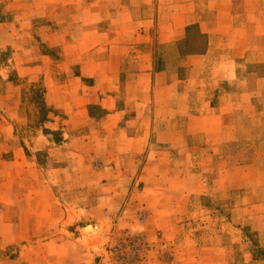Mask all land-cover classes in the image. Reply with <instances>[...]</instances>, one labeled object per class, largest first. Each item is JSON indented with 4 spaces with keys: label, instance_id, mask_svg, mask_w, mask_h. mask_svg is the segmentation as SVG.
I'll return each mask as SVG.
<instances>
[{
    "label": "crops",
    "instance_id": "obj_1",
    "mask_svg": "<svg viewBox=\"0 0 264 264\" xmlns=\"http://www.w3.org/2000/svg\"><path fill=\"white\" fill-rule=\"evenodd\" d=\"M45 3L64 7L62 18L70 21L61 36L54 25L59 39L49 46L60 48L56 58L21 45L23 36L25 44L33 40L32 10L0 23L18 75L42 82L51 109L46 127L62 132L54 143L38 131L50 147V164L34 166L24 152L28 145L14 140L18 103L1 111L0 158L11 156L0 161V253L18 249L0 256V264H92L75 263L72 255L82 239L74 238L80 210L71 197L102 179L118 181L114 192L106 183L102 196L120 199L114 209L104 203L97 209L115 212L123 196L143 195L153 217L168 222L152 229L163 228L165 238L157 242L165 248L196 241L197 230L185 223L194 212L209 213L198 197L229 199L237 191L243 198L228 205L222 221L232 228L218 231L216 251L183 245L174 255L179 264H198V255L212 249L203 264H220L224 256L228 264H264L246 234L256 231L264 246V0ZM3 97L14 100L10 93ZM76 157L103 170L78 177ZM134 179L144 182L142 192L130 190ZM99 232L104 242L111 239L104 227ZM91 238L84 242L93 245ZM88 252L101 256L98 264H113L101 246ZM149 256L133 264H178L162 253Z\"/></svg>",
    "mask_w": 264,
    "mask_h": 264
},
{
    "label": "rangeland",
    "instance_id": "obj_2",
    "mask_svg": "<svg viewBox=\"0 0 264 264\" xmlns=\"http://www.w3.org/2000/svg\"><path fill=\"white\" fill-rule=\"evenodd\" d=\"M30 0H0V23L13 21L19 12H30L32 10L35 18L32 30H30V35L33 40L29 44H25L29 39L27 36L22 37L23 47L26 48H39L40 52L53 56L54 58L60 53V48L58 46L50 47L49 43L58 40L59 37H54V35L61 36L66 29L67 24L70 22L68 19L62 18L61 15L64 7L61 9H54L50 4H46L45 0H35V4L32 6L29 3ZM82 6V4L80 5ZM78 7V6H76ZM70 11H74L73 8ZM56 15H59L56 19ZM53 17L55 19L53 20ZM28 19V18H27ZM58 23L59 34H56L55 27ZM56 30L58 28L56 27ZM2 29L0 28V114L2 110L13 106L14 102L18 103L17 111V130L13 133L15 143H20L28 146H23L26 156L33 157L36 160V165L45 168L46 165L50 164V158H48L49 146L40 142L38 139V131H41L43 138L46 137L50 142L58 143L62 140V132L60 130H51L46 127L47 122L50 120L51 109L48 108L44 98V89L41 81H28V78H22L18 75V71L14 68V63L9 61L12 59L14 50L8 45H6L3 36ZM10 37H7V40ZM10 41V40H9ZM28 49V50H29ZM11 94L14 100L3 99L6 94ZM0 117V122H1ZM78 133L76 132L75 135ZM39 143V144H38ZM43 146V148L38 149ZM2 149L0 148V152ZM2 158L0 161L8 160L11 153H1ZM49 159V162H48ZM74 168L79 170L74 171V174L87 176L88 172L95 171L98 174L102 169V164H78L77 157L74 163ZM110 166V165H109ZM112 166V165H111ZM139 167L138 163H133V168ZM139 174V172H138ZM75 183H80V180L75 179ZM106 188L110 191H115L114 188L118 187V181H106L104 179L99 180V182L94 186L91 184L88 189L86 187H79L75 189L74 195L71 199L74 200V205L76 210L75 217H79V221L74 227V238H81L82 240H77L74 248L72 249V255L74 256L75 263L82 262L91 259L92 264H98L97 261L101 256L96 254V256L89 257L88 250L97 249L99 246L103 248V252L107 253L109 256V261L113 264H128L141 262L146 258L147 255L149 259H154L156 256H165V259L172 257L171 263H181L178 260V256L174 254L182 249H185L178 243L170 244L168 248H165V243L157 242L163 237V228L153 230V227H157L158 224L165 227L168 222L159 219L158 215L153 217L151 209L147 206L145 202V197L141 194L139 195H125L120 204V208L115 212H102L97 209L101 203L104 205H109L107 207H112L113 209L118 207V199L115 195L104 197L102 196V190ZM75 184V185H76ZM84 182V186H85ZM144 182L141 179H134L132 187L136 191L135 193L142 192L144 190ZM124 188V187H123ZM108 190V191H109ZM237 191L230 193V197L226 195H218L215 198L209 196L198 197V205L209 211V213L194 212L192 216L194 218L188 219L186 221V230L196 231L198 236L194 243H188L186 248H216L219 244L216 243V234L221 229L225 231L231 230V225L226 224V220L223 216L226 215L228 205L232 207L238 200L241 199ZM194 203V200L190 201ZM220 209L218 212H210V208ZM101 207V206H100ZM222 209V210H221ZM183 217V216H182ZM181 217V218H182ZM237 219V218H236ZM234 219V220H236ZM239 220V219H237ZM177 222V221H176ZM175 226H180L184 222L176 223ZM240 222H245L240 219ZM100 227H104L107 235H110L111 239L104 242L101 239L99 232ZM177 229V228H176ZM248 230V229H247ZM246 234L250 236L255 242V247L251 246L256 253L260 246L258 244L259 235L256 231H246ZM95 239L90 245L89 242H84L85 239ZM99 241H98V240ZM180 244V243H179ZM225 246V244L223 245ZM259 247V248H258ZM240 249V247H238ZM18 249L17 246L10 247L6 251L1 252L0 256H9L14 251ZM239 251V250H238ZM150 252V253H148ZM155 252H158L156 254ZM160 252V253H159ZM225 252H220V257ZM97 253V251H95ZM148 253V254H147ZM195 252H190V257H193ZM214 255V250L203 251L202 255H198V264L207 262L209 255ZM237 259V258H236ZM228 260L224 256L221 257L220 264H228Z\"/></svg>",
    "mask_w": 264,
    "mask_h": 264
},
{
    "label": "trees",
    "instance_id": "obj_3",
    "mask_svg": "<svg viewBox=\"0 0 264 264\" xmlns=\"http://www.w3.org/2000/svg\"><path fill=\"white\" fill-rule=\"evenodd\" d=\"M254 241V240H253ZM256 242H253V246L255 247ZM259 248V247H258ZM257 255L260 256L261 258L264 259V249L263 248H259L257 251Z\"/></svg>",
    "mask_w": 264,
    "mask_h": 264
}]
</instances>
